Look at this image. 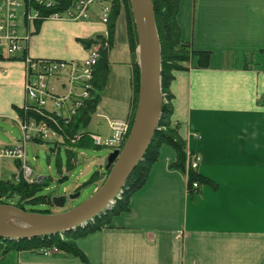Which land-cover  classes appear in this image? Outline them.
Wrapping results in <instances>:
<instances>
[{"label":"crops","instance_id":"1","mask_svg":"<svg viewBox=\"0 0 264 264\" xmlns=\"http://www.w3.org/2000/svg\"><path fill=\"white\" fill-rule=\"evenodd\" d=\"M89 13L83 22L47 20L31 27L27 54L84 63L88 54L80 41L109 32L100 6ZM177 21L181 38L211 56L207 68L193 59L170 85L172 122L179 124L187 155L201 157L197 172L210 183L189 193V170L173 168L177 153L162 146L129 211L77 240L90 264H264V0H180ZM108 62L94 116L129 123L138 56L129 50L124 17L117 21ZM116 75L123 96L114 93L109 104ZM24 76L20 59L0 60V91L14 98L0 109V118L18 119ZM66 82L51 77L49 88L63 95ZM16 163L5 161L1 175L12 176ZM0 264L83 263L65 252L25 251L8 253Z\"/></svg>","mask_w":264,"mask_h":264},{"label":"trees","instance_id":"2","mask_svg":"<svg viewBox=\"0 0 264 264\" xmlns=\"http://www.w3.org/2000/svg\"><path fill=\"white\" fill-rule=\"evenodd\" d=\"M64 3V9L71 7L75 0H61ZM112 11L110 16V22L108 25L109 37L106 39L103 36H98L92 40H81V44L86 49H89L92 45L100 46V59L95 69L94 78V91L92 99L86 102L84 108L76 116L71 125L67 127L66 131L70 135L77 133H87L86 129L91 123L92 117L97 111L99 104L98 92L104 87L108 74V47L112 46L114 35L116 32L117 21L120 17H124L126 23L127 42L131 53L137 55L138 38L134 25V20L131 11L130 0H108ZM180 0H153L155 19L157 24V30L161 42L162 50V93L164 95V104L162 108V116L158 130L155 135V139L151 144L148 152L144 156L143 160L134 170L127 185L124 188L123 198L116 202V204L96 217L94 222L87 228L82 230L70 231L60 235L39 237L30 240H4L0 238V258L4 257L10 252H32L42 253L49 249L56 248L59 252H65L81 260L83 264H90L84 253L79 249L77 240L86 237L89 234L95 233L108 227L112 219L124 212L129 211V202L131 197L139 191L147 182L149 174L153 166L157 163L160 155V149L166 145L174 149L177 153V160L172 165L173 168L187 171V150L186 143L179 136V124L172 122L171 116L173 107L171 104L172 95L170 94V85L174 79V74L177 71L185 70L187 64L193 59L197 58L198 67L207 68L210 64V54L208 52L194 51L190 44L186 43L181 38V29L177 21V15L179 12ZM3 56H0V60ZM133 86H134V100L133 109L130 119V125H132L136 108L140 87V68L138 62L133 66ZM19 114H22L21 109H17ZM40 143H43L42 141ZM69 142L66 141L67 146ZM73 148H94L97 146L89 139H82L79 142L67 149L69 155V164H75ZM20 166V163H16ZM71 165V166H72ZM70 166V167H71ZM109 172L100 173L95 172L88 184L95 185L96 187L102 186L106 181ZM63 179L65 177H62ZM197 184L198 187L194 188L193 184ZM210 181L202 177L196 170L190 169L188 171L187 188L189 193H199L203 185L209 184ZM48 182L44 178L39 183L29 184L25 181H15L12 177H6V175L0 176V204L14 205L26 212L38 213V214H51L49 210L36 211L34 209H27L26 205L37 204H52V198L50 196H39V191L43 187H46ZM87 185V184H86ZM80 188L76 190L78 192ZM17 198V203L12 204L10 199Z\"/></svg>","mask_w":264,"mask_h":264},{"label":"built area","instance_id":"3","mask_svg":"<svg viewBox=\"0 0 264 264\" xmlns=\"http://www.w3.org/2000/svg\"><path fill=\"white\" fill-rule=\"evenodd\" d=\"M95 5H100V19L104 24H108L111 7L104 4L103 0H75L74 4L66 9L61 0H0V56L22 59L25 72L26 103L18 119L22 139L16 146L0 147V171L6 160L22 162L21 170L14 177L17 182H35L33 170L26 164V148L29 142L62 139L73 145L86 137L96 146L106 145L98 135H70L66 131L86 102L92 99L95 69L100 58L99 50L89 49L88 58L84 63L33 59L26 54L27 44L32 36V26L45 20H87L90 18V8ZM24 29L25 33L22 35L21 31ZM62 76L66 77L67 91L58 95L49 89V79ZM109 126L113 133V142L120 147L127 137L129 125L109 121ZM200 162V156L188 155L190 169L198 170ZM193 187L197 188L198 185L195 183ZM122 195L123 192L117 196L114 203L121 200ZM42 253L51 256L58 253V250L53 248Z\"/></svg>","mask_w":264,"mask_h":264},{"label":"water","instance_id":"4","mask_svg":"<svg viewBox=\"0 0 264 264\" xmlns=\"http://www.w3.org/2000/svg\"><path fill=\"white\" fill-rule=\"evenodd\" d=\"M138 38L140 87L137 108L129 136L122 147L109 155L105 171L109 175L94 195L79 206L61 213L26 212L14 205L0 204V238L30 240L55 236L88 225L108 209L127 185L143 160L158 130L164 98L162 93V50L153 0H130ZM80 192L52 197L53 205L63 209Z\"/></svg>","mask_w":264,"mask_h":264},{"label":"rangeland","instance_id":"5","mask_svg":"<svg viewBox=\"0 0 264 264\" xmlns=\"http://www.w3.org/2000/svg\"><path fill=\"white\" fill-rule=\"evenodd\" d=\"M106 25H109V23ZM24 33L25 29L21 31L22 35ZM98 48L100 51V46ZM109 48L110 47H108V49ZM118 79L119 77L117 75L111 78L112 90L111 94H109L111 95L108 101L109 104L114 93L118 95V98L123 96V94H121L123 92L119 87L120 84H118ZM8 100V94L4 91H0V109L6 108V103L9 101L13 102L14 98ZM106 117V115L100 117L96 114L92 117L91 123L86 131L100 135L107 146L98 149L73 148L75 160V164L73 165L69 164L67 149L70 147L63 144L62 139L53 142L45 140L43 143H28L26 161L27 165L33 170V177L36 180L43 177L48 182V185L39 191V196H50L52 198L64 194L75 193V191L80 188V197L74 200H68L63 209H58L49 204H37L32 206L26 205L28 210H49L52 213H61L79 206L94 195L97 187L88 184V182L95 172H105L104 168L107 158L117 149V144L114 143L112 139V133L107 121L108 117ZM21 138L22 132L19 124L15 120L0 118V144H2V146H14ZM10 175L8 176L9 178L11 177ZM62 177L65 178L63 179ZM9 202L16 205L17 198L10 199Z\"/></svg>","mask_w":264,"mask_h":264}]
</instances>
